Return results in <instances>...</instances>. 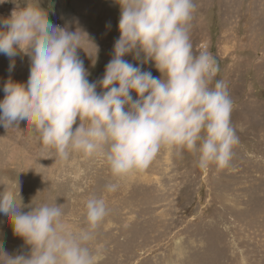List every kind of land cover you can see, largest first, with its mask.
Listing matches in <instances>:
<instances>
[{
	"label": "rangeland",
	"instance_id": "rangeland-1",
	"mask_svg": "<svg viewBox=\"0 0 264 264\" xmlns=\"http://www.w3.org/2000/svg\"><path fill=\"white\" fill-rule=\"evenodd\" d=\"M194 3L193 53L215 58L219 71L212 83L223 81L233 101L230 121L239 142L226 167L202 169L198 154L163 146L147 168L116 178L97 154L50 157L25 122L18 130L0 126V182L14 193L18 184L22 212L56 203L65 226L76 232L86 227V200H105L108 213L87 245L95 264H264V0ZM26 5L44 10L54 25L86 33L90 42L81 38L78 56L90 82L102 78L120 35L116 0H0V20ZM123 59L139 65L132 54ZM139 66L161 75L152 62ZM29 73L24 52L13 58L0 53V100L8 79L26 83ZM109 183L115 191L106 189ZM0 250L12 257L31 252L2 213Z\"/></svg>",
	"mask_w": 264,
	"mask_h": 264
},
{
	"label": "clouds",
	"instance_id": "clouds-1",
	"mask_svg": "<svg viewBox=\"0 0 264 264\" xmlns=\"http://www.w3.org/2000/svg\"><path fill=\"white\" fill-rule=\"evenodd\" d=\"M116 2L120 35L95 82L88 80L77 53L82 37L90 42L82 30L54 25L44 10L31 5L0 20L7 29L0 30V53L13 58L19 50L30 57L27 82L8 79L4 84L0 126L18 130L25 122L50 157L97 154L116 178L147 168L163 146L198 154L202 169L226 167L239 142L230 121L233 101L223 81L212 83L219 71L215 58L208 51L193 53L189 22L194 0ZM129 54L139 65L152 62L160 77L123 59ZM5 183L0 182V213L31 252L12 257L0 250V264H95L87 245L108 213L103 198L86 200V227L73 232L63 222L61 205H33L22 212L18 184L14 193ZM116 188L106 185L110 192Z\"/></svg>",
	"mask_w": 264,
	"mask_h": 264
}]
</instances>
